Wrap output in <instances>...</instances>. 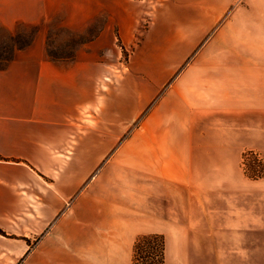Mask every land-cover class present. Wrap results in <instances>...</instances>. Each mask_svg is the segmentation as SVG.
<instances>
[{
  "label": "crops",
  "instance_id": "crops-1",
  "mask_svg": "<svg viewBox=\"0 0 264 264\" xmlns=\"http://www.w3.org/2000/svg\"><path fill=\"white\" fill-rule=\"evenodd\" d=\"M65 1L73 9L114 16L122 45L133 47L129 69L97 99L99 83L109 73L110 63L101 56L112 37L109 23L63 61L48 55L46 29L39 25L31 43L15 50L0 69V264H132L142 234L190 238L188 186L200 195L194 199L195 223L216 219L203 217L204 192L230 191L218 165L201 167L198 159L215 158L202 152L204 146L199 152L205 156L198 157L195 149L188 155L189 176L187 166L172 171L140 165L138 152L119 145L141 112L175 82L176 67L227 3L164 0L136 42L145 0H88L77 6ZM43 2L0 0V28L13 32L20 23L40 24L59 9L56 0L54 10H45ZM256 126L249 111L243 118L244 142L264 151V134H256ZM233 191L243 196L241 207L216 220L226 223V230H215L220 234L212 237L243 240L241 246L231 244L242 251V264H264L263 185L244 183ZM198 229L191 237H203L206 231Z\"/></svg>",
  "mask_w": 264,
  "mask_h": 264
},
{
  "label": "rangeland",
  "instance_id": "rangeland-1",
  "mask_svg": "<svg viewBox=\"0 0 264 264\" xmlns=\"http://www.w3.org/2000/svg\"><path fill=\"white\" fill-rule=\"evenodd\" d=\"M84 1L88 0H74L75 6ZM163 1L141 3L145 13L138 26L136 42ZM47 2L51 5L45 7ZM56 2L59 5V9H55L57 12L45 15L40 24L20 23L13 32L0 28V68L5 67L15 50L31 43L39 25L46 29L48 55L63 61L74 58L76 49L90 44L109 23L112 37L106 46L103 45L101 56L110 66L109 73L99 83L97 99L100 100L128 71L133 47L122 45L117 21L108 11L95 14L90 9H73L65 0ZM43 4L44 9L53 7L54 10L53 0H44ZM225 4L226 8L220 9L210 30L198 36L196 49L187 53L186 60L178 67L175 66L172 86L169 83L158 102L141 112L119 144L124 150L138 152L140 165L149 162L152 167H168L172 171L187 166L189 176L188 155L192 149L195 154L201 153L199 150L204 146L202 152L215 158L198 159L201 167L212 162L219 167L214 168L225 172L218 176L226 178L230 191L219 190L218 196L214 192H204L203 217L210 219L216 215L215 221L193 222L199 218L194 199L200 195L188 186L187 227L190 230L187 235L190 238L169 240L161 231L140 235L163 237L165 264H242V251H234L231 244L241 246L243 240L212 237L220 234L214 233L215 230H226L227 224L216 220L234 215L236 208L241 207L243 196L233 191L235 186L242 190L244 183L251 184L252 188L262 184L264 188V151L253 142L245 143L243 133V118L250 111L252 127L257 123L255 133L264 134V0H226ZM258 117H261L262 125ZM254 134L252 139L256 137ZM219 154L223 158L218 159ZM205 178H209L208 175ZM262 194L264 202V191ZM199 226L206 231L203 237H191L200 232L201 228L194 230Z\"/></svg>",
  "mask_w": 264,
  "mask_h": 264
},
{
  "label": "trees",
  "instance_id": "trees-1",
  "mask_svg": "<svg viewBox=\"0 0 264 264\" xmlns=\"http://www.w3.org/2000/svg\"><path fill=\"white\" fill-rule=\"evenodd\" d=\"M0 233L4 234L1 229ZM132 264H165L163 237L157 234L140 236L134 245Z\"/></svg>",
  "mask_w": 264,
  "mask_h": 264
}]
</instances>
